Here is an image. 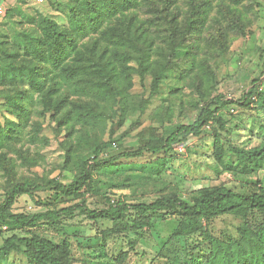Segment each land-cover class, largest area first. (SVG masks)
<instances>
[{
    "label": "rangeland",
    "instance_id": "obj_1",
    "mask_svg": "<svg viewBox=\"0 0 264 264\" xmlns=\"http://www.w3.org/2000/svg\"><path fill=\"white\" fill-rule=\"evenodd\" d=\"M178 1L181 11L185 10V0ZM0 2L8 5L5 16L0 17V160L18 178L69 184L81 163L98 151V161L110 163L96 168L90 181L98 193L112 200L141 203L177 193H208L221 186H239L241 178L260 180L264 187V162H243L235 152L255 149L264 143V108L257 104L249 108L212 104L211 118L198 136L184 137L156 156L119 157L136 152L143 136L166 139L176 128L191 125L202 108L216 97L240 98L254 80L260 79L258 89L264 94V0H224L225 8L219 14L217 8L213 10L204 31L200 28L185 44L187 49H180L173 57L172 71L165 75L154 94L150 91L151 83L142 90L136 82L123 119H118V115L96 128H87V133L77 132L72 137L63 133L57 138L54 124L42 116L44 106L35 101L33 92L28 98L27 81L15 83L5 74L10 62L18 65L25 60L24 48L19 49L20 58H13L19 54L20 41L28 47L25 36L41 34L31 19L47 16L60 24L66 23V19L53 11L58 3L55 0ZM232 19L243 26L244 35L231 25ZM214 20L227 38L219 41L216 36L217 43L209 45L205 31L215 33L219 27L211 23ZM36 124L43 127L37 140ZM6 186L7 178L0 166V203ZM99 198L88 192L59 204L54 192L39 191L32 197H17L12 213L36 214L79 201H85L91 209H100L103 204ZM164 214L157 215L150 226L130 231H120L109 221H90L78 214L23 231L8 232L0 225V249L11 236L36 235L68 246L72 264H175L174 252L184 243L173 240L177 217ZM262 221L261 215L235 208L212 218L205 226L211 236L228 243L239 238L238 230L246 222L258 229ZM261 238L264 240V234ZM21 253L13 251L0 258V264H26Z\"/></svg>",
    "mask_w": 264,
    "mask_h": 264
},
{
    "label": "trees",
    "instance_id": "obj_2",
    "mask_svg": "<svg viewBox=\"0 0 264 264\" xmlns=\"http://www.w3.org/2000/svg\"><path fill=\"white\" fill-rule=\"evenodd\" d=\"M55 1L58 3L53 11L62 14L66 23L60 24L47 16L37 15L31 19L41 34L25 36L28 47H23L24 42L20 41L18 52L24 48L25 60L18 65L10 62L5 76L10 75L15 83L27 81L28 98L33 92L35 101L44 106L42 116L54 124L56 138L63 133L68 137L77 132L87 133V128H96L104 120L111 121L118 115V119H123L130 99H133L134 83L137 82L142 90L151 83L150 91L154 94L165 75L172 71L173 57L180 49H187L185 44L198 34L200 28L204 31L213 10L217 8L219 14L225 8L224 0H185L186 9L182 11L178 0ZM215 2L218 3L215 5ZM230 21L245 34L239 22ZM211 23L219 28L214 34L205 31V35L209 36L207 43L215 45L216 36L222 41L227 38V33H223L216 20ZM20 55L21 52L13 58H20ZM262 68L264 77V63ZM259 80H254L240 98H214L202 108L191 125L176 128L166 139L143 136L136 152L122 153L119 157L156 156L171 149L184 137L198 136L211 118L209 108L212 104L240 108L257 104L264 108ZM36 127L35 140L43 132L41 124ZM235 152L243 162H264V143L255 149ZM96 154L81 163L79 172L69 184L18 178L1 159L7 186L0 203V225L8 232L23 231L40 224H55L78 214L90 221H109L120 231H130L148 227L157 215L166 213L177 217L173 240L184 243L174 252L175 264H264V240L261 238L264 234V187L260 180L241 178L239 186H221L208 193L197 191L190 196L177 193L149 202L126 203L98 193L91 183L96 168L110 163L99 162ZM39 191L54 192L59 204L91 192L100 196L103 206L91 209L85 201H79L36 214L12 213L17 197H32ZM235 208L261 215L263 221L258 229L246 222L238 230L239 238L228 243L211 236L205 223ZM15 250L22 252L26 264H72L68 246L53 244L36 235L7 238L0 249V258L8 257Z\"/></svg>",
    "mask_w": 264,
    "mask_h": 264
},
{
    "label": "built area",
    "instance_id": "obj_3",
    "mask_svg": "<svg viewBox=\"0 0 264 264\" xmlns=\"http://www.w3.org/2000/svg\"><path fill=\"white\" fill-rule=\"evenodd\" d=\"M39 3H43V0H38ZM6 14V9L0 7V17H4Z\"/></svg>",
    "mask_w": 264,
    "mask_h": 264
},
{
    "label": "crops",
    "instance_id": "obj_4",
    "mask_svg": "<svg viewBox=\"0 0 264 264\" xmlns=\"http://www.w3.org/2000/svg\"><path fill=\"white\" fill-rule=\"evenodd\" d=\"M32 1L36 2V0H32ZM0 7L4 8V9H8V5L5 4L4 2H0Z\"/></svg>",
    "mask_w": 264,
    "mask_h": 264
}]
</instances>
